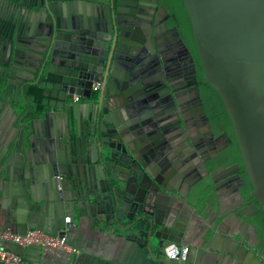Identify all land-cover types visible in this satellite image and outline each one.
Here are the masks:
<instances>
[{
  "label": "water",
  "instance_id": "water-1",
  "mask_svg": "<svg viewBox=\"0 0 264 264\" xmlns=\"http://www.w3.org/2000/svg\"><path fill=\"white\" fill-rule=\"evenodd\" d=\"M143 1L0 0L15 9L8 19L0 13V124L4 110L10 112L0 144V183L14 185L24 207L13 211L0 200V232L25 234L37 229L62 235L60 229L75 223L79 202L85 201L75 163L87 158L86 168L100 179L105 198L99 225L151 253L169 242L212 247L219 240L225 252L242 264H264V239L252 221L264 212V0H182L204 81L219 95L232 124L243 171L252 186L246 198L238 162L212 172L205 166L232 142L227 133L200 162L209 186H196L202 177L192 182L182 179L186 185L182 191L181 173L173 166L169 175H151L148 193L140 194L115 174L126 169L133 177L147 175L145 160L132 146L141 149L138 135L144 129L154 147L179 146L181 137L175 140L165 130L170 119L173 129L184 134L185 144L196 147L181 118L175 117L181 58L194 67L193 56L178 27L168 23L169 12L159 0H145L151 2V18L142 20ZM28 14L35 16L36 27L26 23ZM31 40L39 49H32ZM94 83L100 84L95 103L90 101ZM35 84L44 85L46 102L40 115L30 117L32 104L26 91ZM194 90L211 132L197 86ZM149 92L162 96L151 107L145 103ZM73 94L85 100L74 103L69 100ZM74 149L73 162L63 157V150L68 154ZM37 175L45 184L41 193L35 188ZM221 186L231 197L227 214L219 207ZM61 189L69 196L66 208ZM162 189L171 195L159 205ZM6 190L0 184L3 197ZM207 210L213 217H205L207 222L195 233L197 221L189 217L202 218ZM40 248L17 246L15 252Z\"/></svg>",
  "mask_w": 264,
  "mask_h": 264
},
{
  "label": "crops",
  "instance_id": "crops-1",
  "mask_svg": "<svg viewBox=\"0 0 264 264\" xmlns=\"http://www.w3.org/2000/svg\"><path fill=\"white\" fill-rule=\"evenodd\" d=\"M2 9L0 3V13L3 12ZM14 12L15 9H13V7L4 5L3 19L13 17ZM26 23L30 27H36L37 21L35 16H33V14H28ZM29 43L31 44L32 49H39L35 40H31ZM31 51L34 52V50ZM98 98L99 91L95 92L90 101L95 103L98 101ZM146 99L147 105L151 107L153 103L151 92L146 94ZM1 110L2 107L0 105V111ZM9 116V110L5 109L1 117L0 144L2 143L1 139H3L6 132L4 120L8 119ZM37 131H41V125L38 126ZM143 131L140 132L141 135H138V137L140 136V139L144 142L140 145L141 149H138L135 143H132V146L138 153L139 157L142 160H145L147 175L133 177L126 169H118L115 172L119 178L129 182L128 188L133 192L140 194L143 192L148 193L151 175L164 177L161 173V166L158 159L155 157V154L152 153L154 150V144H151L150 138L147 139L148 131L146 129ZM177 150L178 146L175 145L171 152L174 154ZM75 154V149L71 150L68 154L63 150V157L68 158L69 156L71 162H73L72 155L74 156ZM86 164H88L87 158H85L84 162L75 163V169L78 176L77 179L79 184H84L85 189V191L81 192L80 196H82L85 201L79 202V207L81 208L77 210L74 218L75 223L72 226L60 229V232L65 237L66 241L70 245L78 248L79 253L71 254L56 248L41 247L38 250H30L21 254L22 264H242L236 257L225 252L224 244L219 240H217L212 247H206L204 244H185L189 246L187 257L182 260H169L164 254V249H160L159 251L153 250L151 253L146 248H141L136 241L128 239L124 234H121L118 231H113L109 227H105L103 224L99 225L97 219L103 216V210L105 209L103 201H105V198H103L100 179H97L92 175V172L86 168ZM59 178H61L60 175ZM168 183H170V181ZM0 184L7 189L5 197H3L2 192H0V200L4 199L3 201H5V205L13 211L24 209V207L20 206L19 199L16 197L14 185L9 187L8 185ZM35 188L40 193L45 189V184L39 179L38 175L36 176ZM159 194V197H157L159 205L166 204L171 192L162 189ZM173 194L176 197L179 196L177 191ZM60 197L63 199L65 203L64 207L66 208L67 204L65 199L69 196L67 195L65 197L64 189H61ZM219 197L221 199L219 207L224 209L223 214H227L231 211L229 208L231 197L225 186L220 187ZM215 198L216 194L214 192L213 199ZM205 217L211 218L213 216H211L210 211L207 210L202 214V218L195 214L189 217L190 220L197 221L198 226L195 233L201 229L203 222H207ZM3 245L14 251L17 249V246L9 243H3Z\"/></svg>",
  "mask_w": 264,
  "mask_h": 264
},
{
  "label": "flooded vegetation",
  "instance_id": "flooded-vegetation-1",
  "mask_svg": "<svg viewBox=\"0 0 264 264\" xmlns=\"http://www.w3.org/2000/svg\"><path fill=\"white\" fill-rule=\"evenodd\" d=\"M142 3L143 4H142V7L140 9V15L142 17V20L147 22L151 18L150 14H151L152 5H151V2L145 1V0ZM159 4H161L160 0H159ZM1 5L3 8L2 10L4 12V4H1ZM161 5H163V4H161ZM166 10H167V8H166ZM171 16L172 15L169 12L168 23L170 25H175L172 23ZM181 37H182V35H181ZM182 40H183L185 46L188 48V50L191 52V54L193 56L194 67L191 66V63L189 60H183L181 58V82H180L181 90L178 93L179 106H178L177 110H175L178 112V115H175V117L181 118V122L185 124V127L188 131V134L191 136L196 147H193V149H190L185 144L186 139L184 137V134L181 132V135H180V133L177 130L173 129V126H172L173 120L170 119L168 122L169 125H167L168 123L166 124L167 128H165V130L167 129V134H169V136H174L175 140L180 139V137H181V144L178 146L177 152H175L173 154L171 152V150H168L165 146H162L160 148L159 146H157L155 144V146L157 148L153 146L154 150L152 153H154L155 157L158 159V162L161 166V173L163 174V176H165V174L169 175L172 171L173 166L177 169L179 174L181 173V183H180L181 184V190L185 192L186 191V185L183 184L184 179L188 180L189 182H192V181L196 180L198 177H202L201 181L196 186L200 185L201 183L206 185V186L210 185V178H209V176L203 175L201 168H200V162L203 159V157H206V156L212 154L213 149L215 147H217V145H218L219 138L221 139V136L224 133L228 134V136L230 137L232 142L229 145H227L226 147H224L219 152L218 156H216L212 160L206 162L205 166L209 172H212L222 165L228 166V165H232L236 162H232L230 164H221L215 168H212V164H213L214 160L219 159V158L223 157L225 154H227L228 151L230 150L231 146L233 145L234 140L226 129H222L220 131H217L215 126L212 124V122H211V120L207 114V110L205 108L203 98L201 96V90H200L201 83L199 82V73H200V71H203V70H202V67L200 65V61L197 60V58H196V54H197L196 48L194 50L190 45H188L186 43V41L183 39V37H182ZM181 57H183L182 53H181ZM169 65L173 66L174 61L173 60L170 61ZM174 69H176V68H173V70ZM176 76L177 75H175L174 78H176ZM202 81L205 82L204 78L202 79ZM195 86H197L200 101H201L202 106L204 108L205 115L209 120L211 132L209 130H207V128H206V122L204 119V114L201 110V107L199 104V99L197 98V95L195 94V90H194ZM99 89H100V87H99ZM99 89L97 91H99ZM97 91L92 92V96ZM152 97H153V101H155L158 98L159 99L162 98V96H160L158 98L154 97V96H152ZM69 100L72 101L71 96L69 97ZM84 100L85 99H81L79 102H83ZM74 103H76V102H74ZM145 103L147 104V100ZM167 110H168V108H167ZM170 113H171V107L169 106V111L167 112V114L170 115ZM211 133H212V135H211ZM153 138L155 140V136H153ZM150 140H151V142L153 141L152 139H150ZM221 141L223 142L224 140L221 139ZM238 163L241 167L240 173L243 176L244 181H245V184L242 187V193L244 195V198H246L247 196L244 193H245V188L247 187L249 181L247 179L246 174L243 171V167H242L241 162H238ZM190 196H191V194H190ZM249 203H253V200H250Z\"/></svg>",
  "mask_w": 264,
  "mask_h": 264
},
{
  "label": "trees",
  "instance_id": "trees-1",
  "mask_svg": "<svg viewBox=\"0 0 264 264\" xmlns=\"http://www.w3.org/2000/svg\"><path fill=\"white\" fill-rule=\"evenodd\" d=\"M160 3L163 4L171 13L172 23L178 27L183 39L188 45H190L195 50L194 38L192 35L190 21L184 9L182 0H160ZM196 58L197 60H199L197 54ZM202 79L203 71H200L199 82L201 83V96L203 98L207 114L212 124L215 126L217 131L226 129L234 140V143L228 153L225 154L223 157L214 160L212 168H215L221 164H230L232 162L237 161L241 162V155L234 137L232 124L223 107L220 97L214 90V88L208 83L203 82ZM43 91L44 85L41 84H35L27 87L26 96L32 104V112L30 117L40 115V112L43 110L44 103L46 102V98L43 95ZM251 190L252 186L250 183H248L247 187L245 188L244 194L247 196ZM252 221L257 225V231L264 239V212L261 211L259 214L255 215L252 218Z\"/></svg>",
  "mask_w": 264,
  "mask_h": 264
},
{
  "label": "built area",
  "instance_id": "built-area-1",
  "mask_svg": "<svg viewBox=\"0 0 264 264\" xmlns=\"http://www.w3.org/2000/svg\"><path fill=\"white\" fill-rule=\"evenodd\" d=\"M99 87V83H94L91 87V92L97 91ZM71 99L77 103L83 98L81 95L73 94ZM3 243L23 247L36 245L56 248L71 254L79 253V249L70 245L65 237L60 234H51L37 229L27 231L25 234H19L15 230L6 229L0 232V264H22V256L14 250L6 248ZM188 253L189 246L185 244L169 242L164 247V254L169 260L185 259Z\"/></svg>",
  "mask_w": 264,
  "mask_h": 264
}]
</instances>
